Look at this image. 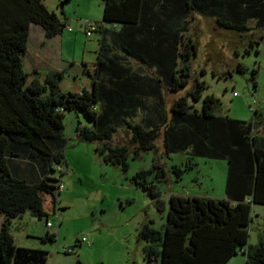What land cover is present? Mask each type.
Masks as SVG:
<instances>
[{
	"label": "trees",
	"instance_id": "16d2710c",
	"mask_svg": "<svg viewBox=\"0 0 264 264\" xmlns=\"http://www.w3.org/2000/svg\"><path fill=\"white\" fill-rule=\"evenodd\" d=\"M103 6L104 23L116 27L100 26L91 88L64 93L53 78L29 83L24 63L33 25L49 39L66 26L43 0H0V218L5 219L0 264L48 263V252L16 245L11 225L28 211L48 218V200L56 211L61 179L53 173L65 160V114L79 110L92 126L79 123L78 140L97 143L107 162L126 168L131 152L139 156L154 149L160 137L167 154L189 153L192 166L198 157L228 162L226 199L174 195L163 231L142 225L138 241L146 243V260L227 264L241 247L245 264H264V233L253 246L247 231L253 205H264V120L257 112L252 121L215 114L219 100L203 98L207 86L194 77L193 67L198 46L187 36L195 13L236 33L264 30V0H103ZM237 71L246 68L239 64ZM253 74L255 79L257 71ZM201 100L199 111L192 102ZM122 128L131 139L115 144ZM154 173L158 180L167 177L155 164L134 182L161 207V194L149 178ZM43 239L56 241L57 235L49 232Z\"/></svg>",
	"mask_w": 264,
	"mask_h": 264
},
{
	"label": "rangeland",
	"instance_id": "374dc122",
	"mask_svg": "<svg viewBox=\"0 0 264 264\" xmlns=\"http://www.w3.org/2000/svg\"><path fill=\"white\" fill-rule=\"evenodd\" d=\"M43 1L63 25L73 26L74 32L65 28L58 38L49 39L41 26H32L24 63L29 83L35 78L44 83L53 78L64 93H80L91 88L89 72L94 71L97 62L101 33L96 31L88 36L82 26L83 21L89 20L105 28L116 27L103 21V0H70L63 9L61 4L66 0ZM192 19L187 36L198 46L193 67L194 77L207 86L203 98L214 95L219 100L215 109L218 116L252 121L257 112L264 120V30L236 33L219 27L215 19L199 13ZM250 26L254 28L255 24L252 22ZM252 41H260V44L252 47ZM239 64L245 66V73L237 71ZM254 70L257 71L255 79ZM56 72H64V75L54 77ZM167 96L171 102L173 96L168 93ZM192 103L202 110L203 100ZM79 123L92 126L83 111L65 114L64 133L68 139L65 160L55 165L53 173L64 184L56 211L48 200L45 206L48 218L40 220L28 211L11 225L16 245L48 252L47 264H77L78 261L87 264H160V256L152 261L145 259L146 243L138 241L142 225L150 224L163 231L170 198L174 195L227 198V160L198 157L192 166L189 153L167 154L163 137H160L154 149L142 151L139 156L131 152L125 168L107 162L97 151V143L79 141L76 134ZM130 139L131 133L122 128L114 143L127 144ZM155 164L162 165L167 172L165 180H158L156 173L149 177L161 194V207L134 182L137 173L151 170ZM4 220V217L0 218V229ZM47 221L54 228H48ZM247 231L248 245H258L264 233V205H253ZM49 232L56 233V241L43 239ZM84 238L87 241L81 243ZM240 248L227 264L246 263ZM67 249L73 252L67 253Z\"/></svg>",
	"mask_w": 264,
	"mask_h": 264
},
{
	"label": "built area",
	"instance_id": "2783aa9c",
	"mask_svg": "<svg viewBox=\"0 0 264 264\" xmlns=\"http://www.w3.org/2000/svg\"><path fill=\"white\" fill-rule=\"evenodd\" d=\"M82 27L84 28V31H85V33L88 36H91L94 32L100 30V26L97 23L92 22V21H89V20L83 21V26ZM66 28H68L70 32H73V30H74L73 29V26H70V27L69 26H66ZM59 189L61 191L64 189L63 182H60L59 183ZM47 226H48V228H51V229L54 228V225L50 221H47ZM85 241H87L86 238H84L83 240H81V242H85ZM66 252L71 253V252H73V250L67 249Z\"/></svg>",
	"mask_w": 264,
	"mask_h": 264
},
{
	"label": "water",
	"instance_id": "95a60500",
	"mask_svg": "<svg viewBox=\"0 0 264 264\" xmlns=\"http://www.w3.org/2000/svg\"><path fill=\"white\" fill-rule=\"evenodd\" d=\"M67 4V1H64L62 4H61V8L63 9L65 7V5ZM64 29V27H63Z\"/></svg>",
	"mask_w": 264,
	"mask_h": 264
},
{
	"label": "crops",
	"instance_id": "0c3cea01",
	"mask_svg": "<svg viewBox=\"0 0 264 264\" xmlns=\"http://www.w3.org/2000/svg\"><path fill=\"white\" fill-rule=\"evenodd\" d=\"M65 30V29H64ZM74 32V31H73ZM59 37V35L58 36H56V37H54V38H52V39H56V38H58ZM135 264V263H134ZM137 264V263H136Z\"/></svg>",
	"mask_w": 264,
	"mask_h": 264
},
{
	"label": "clouds",
	"instance_id": "9594fccd",
	"mask_svg": "<svg viewBox=\"0 0 264 264\" xmlns=\"http://www.w3.org/2000/svg\"><path fill=\"white\" fill-rule=\"evenodd\" d=\"M66 28V27H65Z\"/></svg>",
	"mask_w": 264,
	"mask_h": 264
}]
</instances>
